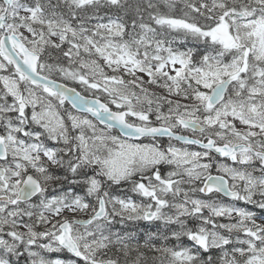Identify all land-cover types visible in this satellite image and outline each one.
<instances>
[{
  "label": "snow or ice",
  "instance_id": "6c2138e0",
  "mask_svg": "<svg viewBox=\"0 0 264 264\" xmlns=\"http://www.w3.org/2000/svg\"><path fill=\"white\" fill-rule=\"evenodd\" d=\"M0 264H264V0H0Z\"/></svg>",
  "mask_w": 264,
  "mask_h": 264
},
{
  "label": "flooded vegetation",
  "instance_id": "af4514ba",
  "mask_svg": "<svg viewBox=\"0 0 264 264\" xmlns=\"http://www.w3.org/2000/svg\"><path fill=\"white\" fill-rule=\"evenodd\" d=\"M127 227V226H125ZM138 228L140 229H146V222H140L138 225H137Z\"/></svg>",
  "mask_w": 264,
  "mask_h": 264
},
{
  "label": "rangeland",
  "instance_id": "374dc122",
  "mask_svg": "<svg viewBox=\"0 0 264 264\" xmlns=\"http://www.w3.org/2000/svg\"><path fill=\"white\" fill-rule=\"evenodd\" d=\"M225 202H229V201L225 200ZM239 206H245V205L243 204V202H240V205ZM248 207L251 209V206L250 205Z\"/></svg>",
  "mask_w": 264,
  "mask_h": 264
}]
</instances>
